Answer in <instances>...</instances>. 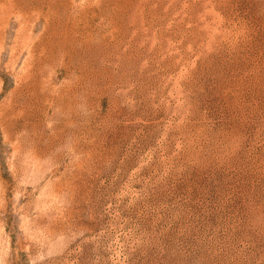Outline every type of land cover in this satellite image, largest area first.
Segmentation results:
<instances>
[{
  "label": "rangeland",
  "instance_id": "obj_1",
  "mask_svg": "<svg viewBox=\"0 0 264 264\" xmlns=\"http://www.w3.org/2000/svg\"><path fill=\"white\" fill-rule=\"evenodd\" d=\"M0 264H264V0H0Z\"/></svg>",
  "mask_w": 264,
  "mask_h": 264
}]
</instances>
